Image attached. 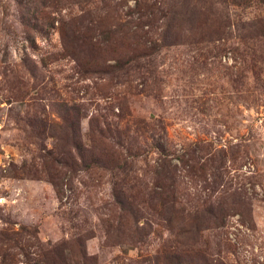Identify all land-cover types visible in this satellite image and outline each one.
<instances>
[{
    "label": "rangeland",
    "instance_id": "1",
    "mask_svg": "<svg viewBox=\"0 0 264 264\" xmlns=\"http://www.w3.org/2000/svg\"><path fill=\"white\" fill-rule=\"evenodd\" d=\"M0 264H264V0H0Z\"/></svg>",
    "mask_w": 264,
    "mask_h": 264
},
{
    "label": "trees",
    "instance_id": "2",
    "mask_svg": "<svg viewBox=\"0 0 264 264\" xmlns=\"http://www.w3.org/2000/svg\"><path fill=\"white\" fill-rule=\"evenodd\" d=\"M94 132L96 133V135H93V136L91 135L90 143H93L95 140L98 141L99 146H100L99 157L97 158L96 161H92V163L87 161V158H85L86 153H91V150L87 146H84V145L82 146L81 144H79L77 148H78L79 153L81 154L80 155L82 158L81 162L84 163V168H87L88 164L90 165L93 163H98V164H100V166L102 168H106L104 157L107 154V148L106 147H108V146L110 147L107 140L109 138H113L114 134H112V131H110V129H108V128L104 129V128H99V127H97V129ZM79 143H80V141H79ZM54 184L56 185V188H57L58 185L56 183H54ZM160 197L162 198V195ZM165 197L168 198L167 195Z\"/></svg>",
    "mask_w": 264,
    "mask_h": 264
}]
</instances>
